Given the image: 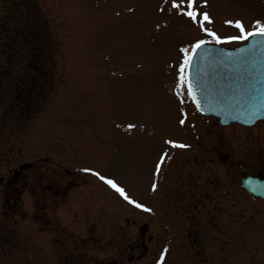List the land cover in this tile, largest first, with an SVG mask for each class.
Instances as JSON below:
<instances>
[{"label": "rangeland", "instance_id": "374dc122", "mask_svg": "<svg viewBox=\"0 0 264 264\" xmlns=\"http://www.w3.org/2000/svg\"><path fill=\"white\" fill-rule=\"evenodd\" d=\"M195 7L198 16L205 11L209 14L211 20L205 26L221 36L240 35L236 20L246 30L258 27L255 21L264 24V0H195ZM0 28V101L8 93L4 82L9 79L12 88L20 81H36V71L29 60L33 57L30 51L40 43V39L36 42L37 31L49 33L54 51L48 59L52 63L48 77H44L50 87L44 86L43 91L36 93L42 99L34 114H27V120L19 125L15 121L12 133L0 127V264H28L27 243L32 237L50 253L53 244L63 241L62 235L40 231L35 219L40 213L44 215L41 220L48 218L71 232L78 230L82 241L91 228H96L101 236L99 242H105L106 228L112 225L118 231L124 227L121 241L129 242L140 222H148L153 228L158 221L163 222L154 218V205L157 209L166 201L172 195L168 189L178 187L180 181L176 176L174 180L159 178L160 173L156 172H188L187 158L180 154L181 149L188 148L183 140L188 136L192 148L203 141L210 154L219 142H230L231 148L232 135L247 134L250 139L241 137V157L256 152L264 159V121L250 131L235 124L222 126L196 109L185 86L183 98L177 95L182 46L190 50L197 38L215 41L189 17L179 14L172 0H0ZM15 30L21 38L14 34ZM5 31L14 41L11 37L2 38L7 35ZM2 106L0 112L6 107ZM15 112L19 114L18 110ZM182 118L184 124L179 122ZM12 120V116H4L5 127ZM169 140L179 143L169 144ZM35 158L47 163L43 166L48 170L76 168L81 173L80 198L60 205L44 202L47 211L36 203L34 211L32 198L24 191L25 171L19 178H13L12 173L19 164L30 159L37 161ZM199 163L193 161V175L202 174L206 162ZM85 169L115 178L152 211L131 204ZM205 172L206 169L203 177ZM152 175L157 180L152 181ZM224 178H229L226 172ZM151 182L159 188L158 195L154 196V188L153 194L146 193L145 201L140 202L139 190ZM240 195L235 204L219 203L220 211H234L237 217L238 230L229 232L235 238L237 235L240 244L230 238L225 245L229 242L236 247L239 257L235 264H264V242L260 245L263 232L250 229V233L245 229L249 219L257 228L260 224L264 227V207L249 201L245 193ZM173 208V227L180 229L194 222L179 202ZM228 227L231 229V225ZM31 229L33 236L29 235ZM178 234V230L173 231L171 238L175 248L162 252L168 253V259L176 260V264H188V249L180 246L183 241ZM100 247L96 244L95 250L90 251L98 259L105 258L103 252L97 251ZM156 259L158 254L151 248L149 255L135 264H152Z\"/></svg>", "mask_w": 264, "mask_h": 264}, {"label": "flooded vegetation", "instance_id": "af4514ba", "mask_svg": "<svg viewBox=\"0 0 264 264\" xmlns=\"http://www.w3.org/2000/svg\"><path fill=\"white\" fill-rule=\"evenodd\" d=\"M41 26L45 27L42 24ZM9 31L13 33L12 29H9ZM0 32H2V28H0ZM14 34L21 38L20 32L16 33L15 30ZM36 35L38 39H36V42L40 39V43L36 44L30 51L33 57L29 60V63L32 64V67L36 71V81L30 84L20 81L13 88L12 84H10V79L4 82L6 83L4 84V88L8 93L4 94L5 97L0 101V106H6L5 110L0 112V123H5L4 116H12L13 120L11 122L16 119L19 122H25L27 120L26 115L34 112L42 99L36 93L43 91L44 86L50 87V84L46 82L47 78L44 77H48L49 67L52 66V63L48 59L50 54L52 56L54 54L53 45L49 40V33L39 34L37 31ZM28 36L33 37L29 32ZM8 37H11L8 32L7 35L2 36L4 40H8ZM10 40L14 41V38L11 37ZM8 62L10 61H7V64ZM40 80L43 85L41 89L38 85ZM12 103H16L17 105L14 106ZM16 110L19 111V114L15 112ZM262 121L264 120L258 121L253 127H256ZM235 125L242 126L248 131L253 128L241 124ZM241 137L243 139L251 138L247 134L232 135L233 143L231 144V148L230 145L228 146L230 142L226 143L222 141L218 143L216 148H211L210 154L209 149L203 141L200 142V146L192 148L190 146L192 139L189 136L187 139H183L188 144V148L181 149L180 154L185 155L187 158L188 172L182 173L177 170L175 175L176 169H163V172H156L157 175L160 173L158 175L159 178L165 177L172 180L178 178V181H180L178 187L171 186L168 189L170 195H172L168 196L169 198L166 201L163 200L164 196L162 197L163 203L158 205L159 209H156L154 205V218L162 219L163 222L158 221L157 226H154V228L148 222H140L137 226V233L129 242L121 241L124 237L121 235L125 233V228L123 227V229L118 231L112 225L106 228L104 234L105 242H99L101 236L96 231V228H91V231L86 233L88 234L86 239L82 241L81 233L78 230L71 232L66 227L56 225L54 223L55 220L48 218L41 220L40 218H43L44 215L40 213V216L37 215L39 218L35 217L41 227L40 231L49 232L53 235H62L63 241L53 244L52 252L50 253L46 252L42 245L38 244V242L36 243L34 237H32L27 243L28 264H39V262L41 264H135L146 258L151 248L158 254V259L152 264H176V260L170 261L168 259L170 249L175 248V245L171 244L172 234L175 230H178V238L183 241L180 246L188 249V264H235V258L239 257V254L236 253L237 249L229 242L226 246L225 242L232 238L234 241L236 240L238 245L240 244L238 243L239 238L237 235L235 238V235H230L231 232H229L238 230L236 225L237 217H235L234 211H228L226 214L220 211L221 206L219 203L229 201L235 204L240 201V193L243 192L249 198H247L249 201L257 202L261 204L259 207H264V199L250 195L242 185V178L247 175L264 178V159L255 154L256 152L250 155L247 154L244 158L241 157ZM221 138H224V136H221ZM245 143L247 144V142ZM194 160L200 163L206 162L202 174L199 172L197 175H193L190 170ZM43 164L47 163L30 159L24 164H19L18 168L13 170L12 173L13 178H19L22 172L25 171L24 191L32 198L34 211L36 203H41L43 207L44 202L60 205L67 203L69 200L80 198L81 193L78 188L81 184V173L76 168L68 166L48 170ZM167 165L166 163L165 166ZM205 169L206 175L203 177ZM225 172L229 176V181L224 178ZM154 175H152V181L155 178ZM227 181L228 189L225 190ZM181 184L182 187L179 189ZM152 185L153 182L147 186L144 185L139 190L138 198L140 202L145 201L144 197H146V193L151 196L153 194L152 191L156 190L154 196L158 195L159 188L156 187L154 190ZM19 190H22V188ZM17 197L18 192H16L13 199L16 201ZM176 202H179L180 206L187 212V217L190 215L194 219L192 224L187 223L185 226H181L180 229L171 225L173 223V214H175L173 206L176 205ZM43 208L46 211L48 210V206H44ZM42 222L43 224H41ZM48 222H52V225L46 224ZM228 225H231V229ZM245 229L250 233H252L250 229L255 231L259 229L260 232H263L260 236V245L264 242L263 224H260L257 228L254 221L249 219ZM29 235H34L32 229L29 231ZM108 235H114V237ZM93 240L95 242H91ZM96 244H101V247L97 251L103 252L105 258L98 259L97 256L91 254L90 251L95 250L93 246ZM162 251H168V253H163ZM162 253L163 256H161ZM162 258L165 259L162 260ZM226 260L228 261L225 262Z\"/></svg>", "mask_w": 264, "mask_h": 264}, {"label": "water", "instance_id": "95a60500", "mask_svg": "<svg viewBox=\"0 0 264 264\" xmlns=\"http://www.w3.org/2000/svg\"><path fill=\"white\" fill-rule=\"evenodd\" d=\"M187 71L200 89L197 98L203 113L218 117L223 124L252 125L264 118V34H255L233 48L202 45ZM242 183L264 198V179L247 177Z\"/></svg>", "mask_w": 264, "mask_h": 264}, {"label": "snow or ice", "instance_id": "6c2138e0", "mask_svg": "<svg viewBox=\"0 0 264 264\" xmlns=\"http://www.w3.org/2000/svg\"><path fill=\"white\" fill-rule=\"evenodd\" d=\"M186 5V6H182ZM172 6L177 10L179 14L186 15L191 19L194 24L199 25V29L202 33H207L211 40H214L216 43H227L232 41H243L246 40L248 37H251L255 34H264V24L260 21H255V24L258 27H254L250 30H246L243 23L240 20L234 21L236 27L239 29L240 35H229V36H221L213 31L211 28L205 26V22H210L211 18L209 14L205 11L200 13L198 16V10L195 7V0H172ZM202 17V19L200 18ZM227 23H233V21H227ZM209 42L207 39L197 38L194 39V42L190 45L191 51L187 47L181 48L182 53H184L182 57V61L179 65V72H178V82H177V95L183 98L185 92L183 90L184 86L186 85V94L190 97L196 104V107L200 111H205L203 108L201 101L197 98V93L200 91L198 85L193 82L190 78V73L187 71L189 68L192 60L193 54L202 46ZM240 51H243L241 49ZM183 112V109H181ZM180 124H184L185 120L182 118L180 119ZM169 144H177L179 142L169 140L167 141ZM181 147H187L180 143ZM163 159V157H162ZM88 172H94V174L101 180L104 181L107 185H109L112 189H114L120 196H122L125 200L129 201L131 204L135 205L138 208L145 209L148 212H151L152 209L148 208L145 204L139 203L136 199H134L126 189L113 177L102 175L99 171H95L93 169H85ZM153 188H156V184L152 185ZM163 256V253L161 254Z\"/></svg>", "mask_w": 264, "mask_h": 264}]
</instances>
